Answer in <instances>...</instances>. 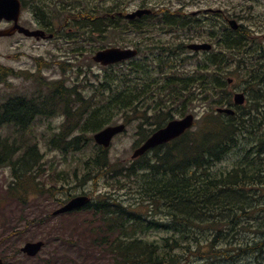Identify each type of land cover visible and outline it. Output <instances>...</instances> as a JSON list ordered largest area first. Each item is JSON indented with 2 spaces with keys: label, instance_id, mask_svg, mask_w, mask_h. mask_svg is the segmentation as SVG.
I'll return each instance as SVG.
<instances>
[{
  "label": "trees",
  "instance_id": "1",
  "mask_svg": "<svg viewBox=\"0 0 264 264\" xmlns=\"http://www.w3.org/2000/svg\"><path fill=\"white\" fill-rule=\"evenodd\" d=\"M47 1H37L35 14L51 26L56 16L46 9ZM64 10L61 22L71 28L81 24L92 35L118 29L142 35L155 28L198 35L204 29L214 47L187 72V60L199 52L186 55V44L155 42L143 48L141 40L133 41L141 58L124 61L120 69L119 63L109 65L102 78L89 82L90 94L65 79L47 82L36 74L37 92L0 100V129L9 128L7 135L0 133V166H8L13 177L9 197L21 204L35 195L67 200L58 198L64 187L41 179L47 163L35 130L38 117L63 112L59 130L42 135L49 149L63 154L92 144L95 150L83 159V181L113 179L112 192H99L80 210L99 218L92 231L116 264H264V52L249 32L243 26L222 31L221 14L206 25L164 8L134 19L117 8L101 13L63 5ZM237 69L246 71V90L257 91L255 100L237 106L235 114L217 112L216 106L233 104L227 76ZM16 74L0 64L1 81ZM195 98L210 107L194 127L136 159L112 161L109 148L94 141V133L123 119L139 121V146L170 119L185 115ZM55 172L68 182L66 171Z\"/></svg>",
  "mask_w": 264,
  "mask_h": 264
},
{
  "label": "rangeland",
  "instance_id": "2",
  "mask_svg": "<svg viewBox=\"0 0 264 264\" xmlns=\"http://www.w3.org/2000/svg\"><path fill=\"white\" fill-rule=\"evenodd\" d=\"M47 3L50 6L46 9L56 16L55 27L51 30L57 33L54 38L37 40L24 35L10 39L0 38V64L11 67L23 76L16 74L5 81L0 80V100H5L9 95H32L37 92L39 84L33 79L36 74L43 76L47 82L65 79L66 85L77 84L79 89L82 88L85 93L90 94L92 87L89 82L98 81L107 69L92 58L103 46L135 47L132 42L138 40H141L143 48L154 45L155 42L188 44L195 41H211L204 29H200L201 33L198 35H194V30H169V28H155L154 31H145L142 35L130 31L123 32L121 29L106 33L94 32L92 35L89 29L85 32L81 24L71 28L70 24L59 20L65 18V10L60 12L63 5L70 10L87 8L100 10L101 13L109 8H117L122 12H131L143 7L158 10L164 8L166 11L183 14L187 18H199L202 24L206 22V25L210 20L218 18L217 11H220L224 21L222 31L229 27L226 17L235 18L249 32L255 47L264 51V0H48ZM58 14H61L60 17ZM23 21L31 27L39 26L31 5L25 9ZM189 54L193 55L187 50L186 55ZM139 58L141 57H137ZM198 58L203 59L204 53L200 52L188 59L184 69L187 72L194 69ZM120 66L121 64L117 69H120ZM233 69L234 67L230 68L231 71ZM240 70L237 69V72L228 75L236 77L231 90L232 92L245 90L249 100L244 106L249 107L255 100L257 91L246 90L248 89L247 74L246 71ZM209 107L210 102L206 99L195 98L188 112H194L200 117ZM65 119V114L59 112L51 118L38 117L35 121V130L44 153L43 159L47 163L44 166L47 176H43L42 181H46L47 186L56 184L64 187L58 195L59 199L68 200V196L70 198L83 193L94 197L99 192H112L115 187L112 178L103 176L97 181H83V159L95 150L92 144L86 150L67 154H63L60 150L49 149L47 146L46 138L42 133L48 136L52 130H59ZM119 122L124 120L119 119L115 123ZM138 123L139 121L128 124L127 130L114 138L109 148L112 161H128L131 158L136 142L140 138L137 134ZM8 132L7 126L0 129L3 135H7ZM50 166L52 169H47ZM56 170L60 173L66 171L68 182L62 181V175H57ZM12 180L11 169L8 166H0V250L7 262L10 264H116L112 252L106 245L101 244L99 234L92 231V228L100 225L97 216L87 210L54 215L53 211L60 206V201L47 195L32 196L27 203L21 204L9 197L8 185ZM34 240L45 242L37 256L28 257L20 253L21 247L26 242Z\"/></svg>",
  "mask_w": 264,
  "mask_h": 264
},
{
  "label": "water",
  "instance_id": "3",
  "mask_svg": "<svg viewBox=\"0 0 264 264\" xmlns=\"http://www.w3.org/2000/svg\"><path fill=\"white\" fill-rule=\"evenodd\" d=\"M151 12L149 8H140L131 13H127V18H135L137 16H142ZM20 14V2L18 0H0V18L1 17H15L18 20ZM230 25L237 29L239 23L236 19L229 20ZM13 29H20V31L25 32L28 35L44 36L45 32L43 30H31L29 28L22 27L16 23ZM4 32L0 31V34ZM189 48L194 50H209L212 48V44L209 42H196L188 45ZM137 50L133 48H121V47H108L98 50L94 55L93 59L97 62L103 64L114 63L137 54ZM235 101L237 103H243L245 101V94L243 92H237L235 94ZM219 112H226L228 114H234V109L230 107H218ZM195 122V115L189 113L182 118H176L169 121L164 127L155 131L145 142H143L139 147H137L132 158L139 157L146 153L151 148L158 145L167 143L186 132L187 129L191 128ZM125 123H119L114 125H108L102 130H99L94 134L95 141L103 145L104 147H109L112 143L113 138L125 130ZM91 200L88 195H77L65 203L62 207L55 211V213H62L70 211L79 207L86 205ZM43 241L27 242L23 251L28 252L30 255H36L43 246ZM0 264H5L0 258Z\"/></svg>",
  "mask_w": 264,
  "mask_h": 264
},
{
  "label": "flooded vegetation",
  "instance_id": "4",
  "mask_svg": "<svg viewBox=\"0 0 264 264\" xmlns=\"http://www.w3.org/2000/svg\"><path fill=\"white\" fill-rule=\"evenodd\" d=\"M37 1L38 0H19V2H20V15H19L17 21H16L15 17H12V18L6 17V16L1 17L0 18V31H2L4 33L0 35V38L10 39V38H14L18 35H24L27 38H34V37L27 36L24 32H21L20 29H13L16 26V23L18 25L20 24L21 26L29 27L31 29H36V28L44 29L46 31V37L48 35L52 34L51 36H53V38H54L57 35V33L49 31L51 29L50 26H47V24H45L43 21H39V19L37 18L36 14H35L36 13V6L38 5ZM29 5H31V7H32V12H33L34 17H35L39 26L31 27V26L25 24L23 21L24 11L27 8V6H29ZM223 31H225V30H223Z\"/></svg>",
  "mask_w": 264,
  "mask_h": 264
},
{
  "label": "bare ground",
  "instance_id": "5",
  "mask_svg": "<svg viewBox=\"0 0 264 264\" xmlns=\"http://www.w3.org/2000/svg\"><path fill=\"white\" fill-rule=\"evenodd\" d=\"M259 81V80H258ZM175 204H177V203H175ZM181 204V203H180ZM176 207H178V205H176ZM181 207V206H180ZM178 209V208H177ZM181 209V208H180ZM200 210V209H199ZM263 249V248H262ZM249 252V251H248ZM263 253V252H262ZM239 264H240V262H239Z\"/></svg>",
  "mask_w": 264,
  "mask_h": 264
}]
</instances>
